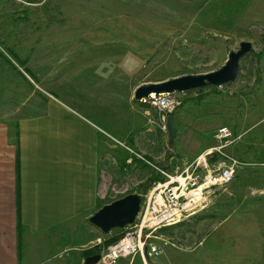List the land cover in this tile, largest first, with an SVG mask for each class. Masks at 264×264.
Returning <instances> with one entry per match:
<instances>
[{
    "label": "crops",
    "instance_id": "1",
    "mask_svg": "<svg viewBox=\"0 0 264 264\" xmlns=\"http://www.w3.org/2000/svg\"><path fill=\"white\" fill-rule=\"evenodd\" d=\"M86 25L73 27V35H139L136 31H123L130 30L127 23L117 24L115 34L104 24L103 28L94 23ZM80 29L85 30L77 34ZM83 41L84 38L67 45L98 47ZM101 49L105 59L101 53L89 56V60L75 58L69 60L73 61L69 71H57L58 61L51 60V50L45 45L31 46L27 54L20 51L21 66L0 58V264L84 261L78 253L85 244L82 236L93 233L89 217L101 208L99 166L108 138L123 147L136 148L154 138L155 126L148 109H133L138 85H125L128 90L124 103L123 88H109L106 84L103 68L107 66L101 60H108V49L104 46L96 51ZM117 56L118 53L110 59L116 60ZM111 77L125 80L118 72ZM259 87L261 122V81ZM108 93L117 101L121 99L116 110L103 103ZM219 103L203 100L197 103L193 114L181 112L178 117L173 116L177 153L197 156L209 148L216 128L234 126V105L225 110ZM187 105L183 110L192 108L191 103ZM253 107L244 102L242 114L247 125L243 132L230 128L241 138L228 151L247 164L230 185V199L241 196V200L223 205L219 201L221 194L215 197L219 198L212 208L219 212V218L212 221L210 233L196 244L194 253L187 249L181 252L180 264H264V127L251 139L245 136L258 123H247ZM241 151L247 157L252 151L257 152L259 159H245L239 156ZM253 165L262 168L253 171ZM88 242H92L91 237Z\"/></svg>",
    "mask_w": 264,
    "mask_h": 264
},
{
    "label": "rangeland",
    "instance_id": "2",
    "mask_svg": "<svg viewBox=\"0 0 264 264\" xmlns=\"http://www.w3.org/2000/svg\"><path fill=\"white\" fill-rule=\"evenodd\" d=\"M164 1L0 0V58L11 64L14 62L12 65L21 66L20 51L27 54L26 50L31 46L45 45L51 50V60L58 61L57 71H69L70 64L73 63L69 60L75 58L78 60L79 57H82L79 60H89L87 59L89 56L98 55L102 49L98 52L96 50L105 46L108 49L106 50L108 60H101L107 66L103 68V76L107 77L106 84L109 83V88H123L124 103H126L128 88L125 85L129 82L134 88L136 85L213 72L225 64L229 53L238 50L241 42H249L253 46V52L240 59L239 73L233 83L224 85L220 89L211 87L201 92L189 91L186 95L179 96L180 105L170 113H174V117H178L181 112L193 114V110H197L198 104L203 100L214 103L219 101L220 106L225 110L228 105H234L236 111L234 126H224L240 133L247 125L242 114L245 102L251 103V106H258L257 109L253 107L251 118L247 123L250 126L258 122L263 116V110L260 108L259 98L262 93L259 83L261 81V87L264 88V0H183L182 2L166 0L169 3ZM123 16L126 20H123ZM88 23L101 25L102 28L107 25L108 31L113 34L117 31V24L127 23L131 25L130 30L124 28L123 31H136L139 35H73L71 30L73 27L76 25L82 26L81 28L88 27L86 25ZM83 30L85 29H80L77 34ZM103 31L101 29V32ZM83 38L85 40L83 43L98 47L95 49L84 45L76 47L67 45L77 43L78 39ZM116 53H118L117 59H110L111 56H116ZM258 54L261 55L258 57ZM101 55V58L105 59L104 54ZM255 55L258 58H255ZM115 66H117L116 70ZM116 72L121 73L127 82L124 78H110ZM128 78L130 80H127ZM55 94L61 96L59 93ZM117 102L121 104V99L117 101L111 98L109 93L107 101H103L108 109L115 110ZM132 103L133 109H148L150 112L148 117L152 118L150 121H153L155 126L154 138L137 148L123 147L115 139L108 138L102 150L99 166L98 194L103 198H100L98 206L123 197L121 194H116L123 189H127L125 194L135 193L144 199L150 189L145 192L143 186L151 179L152 168L160 170L155 165L167 166L165 171L173 173L184 161L198 156L177 153L175 146L168 148L166 132L160 129L161 118L157 109L142 101ZM188 103H191L192 108L188 111V108L183 110ZM254 120L256 121L253 123ZM263 127L264 120L256 124L254 131L249 129L248 134L245 135L246 139H251L256 131L258 129L260 131ZM211 140L209 148L216 144L214 139ZM234 145L235 143L232 146ZM239 146H242V142ZM187 152L191 153L192 150ZM239 156L250 161L259 159V154L253 151L249 153V157L242 151ZM135 159L146 163L150 168L141 167ZM244 167L247 166L242 168ZM261 168L260 165L251 167L253 171ZM240 171L241 168L238 169L237 175ZM220 194L219 201L223 202V205H233L238 202L237 198L241 197L230 199L233 196L230 185ZM218 198H211L205 209L185 218L178 225L150 233L144 248H148V244H153L162 252L157 257H145V263L180 264L181 252L187 249L194 253L196 244L210 233L212 221L219 218V212L213 211L212 208ZM225 212H227L226 207ZM90 229L93 230L90 236L92 242H88L90 237L87 235V237L82 236L85 244L80 248L82 252L78 253L80 257L83 251L97 247L102 253L108 247L104 245V241L117 235L116 229L108 234L101 233L93 226ZM146 234L148 231L144 233ZM72 261L76 260L72 259ZM83 262L81 259L80 264ZM117 264H129V259H119ZM132 264L143 263L137 256Z\"/></svg>",
    "mask_w": 264,
    "mask_h": 264
},
{
    "label": "built area",
    "instance_id": "3",
    "mask_svg": "<svg viewBox=\"0 0 264 264\" xmlns=\"http://www.w3.org/2000/svg\"><path fill=\"white\" fill-rule=\"evenodd\" d=\"M186 93L151 94L142 100L157 109L163 132H166L165 115L168 117L180 105L179 96ZM212 138L216 141L215 146L184 161L173 173L157 169L164 180L153 184L142 199L134 224L123 229L122 236L99 254L100 259L95 264H117L119 259L132 261L137 256L145 262L146 255L159 256L162 251L158 246L148 244L149 247L144 248L150 233L179 224L185 218L199 213L206 208L211 198L224 192L233 183L238 169L247 164L234 158L227 149L241 136L234 134L227 126H220L213 132ZM126 192L127 189H123L116 194L124 196ZM146 231L148 234L144 235Z\"/></svg>",
    "mask_w": 264,
    "mask_h": 264
},
{
    "label": "water",
    "instance_id": "4",
    "mask_svg": "<svg viewBox=\"0 0 264 264\" xmlns=\"http://www.w3.org/2000/svg\"><path fill=\"white\" fill-rule=\"evenodd\" d=\"M253 52L249 42H241L239 49L231 51L225 64L218 70L191 76L166 79L164 81L147 83L138 86L133 95L134 101L141 102L149 95H162L173 92L199 91L208 87H220L233 83L238 76L240 59ZM166 137L168 148H173L176 137V127L173 116L166 118ZM142 198L135 193L127 194L117 200L104 204L88 222L103 234H108L114 229H124L133 225L139 213ZM100 259L99 254L84 259L83 264H95Z\"/></svg>",
    "mask_w": 264,
    "mask_h": 264
},
{
    "label": "trees",
    "instance_id": "5",
    "mask_svg": "<svg viewBox=\"0 0 264 264\" xmlns=\"http://www.w3.org/2000/svg\"><path fill=\"white\" fill-rule=\"evenodd\" d=\"M261 54H258L257 56L259 57ZM256 55H255V58H258ZM208 88H211V87H208ZM204 90V89H203ZM199 91H202V90H199ZM168 116H174V113H170L168 114ZM169 157V156H168ZM135 161L143 168H150L149 165H147L146 163L140 161V160H137L135 159ZM157 168H159L160 170L162 171H165L167 169V166H164V165H155ZM152 176H151V179L146 183V185L143 186L144 188V191L147 192L149 189H151V187L153 186L154 183H157V182H161L164 180V178L162 177V175L155 169L152 168ZM111 202V201H110ZM102 206V205H101ZM100 206V207H101ZM99 207V208H100ZM178 225V224H177ZM168 227H164V229H166ZM117 230V235L115 236H112L108 239H106L104 241V245L105 246H108L114 242H116L123 234V230L121 229H116ZM98 246V245H97ZM95 254H100V250L97 248H93V249H90V250H85L83 251L82 255L85 258L89 257V256H92V255H95Z\"/></svg>",
    "mask_w": 264,
    "mask_h": 264
}]
</instances>
